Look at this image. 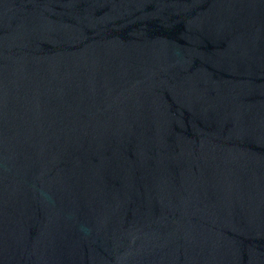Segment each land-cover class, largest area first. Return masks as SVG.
<instances>
[{
	"label": "water",
	"instance_id": "obj_1",
	"mask_svg": "<svg viewBox=\"0 0 264 264\" xmlns=\"http://www.w3.org/2000/svg\"><path fill=\"white\" fill-rule=\"evenodd\" d=\"M0 264H264V0H0Z\"/></svg>",
	"mask_w": 264,
	"mask_h": 264
}]
</instances>
